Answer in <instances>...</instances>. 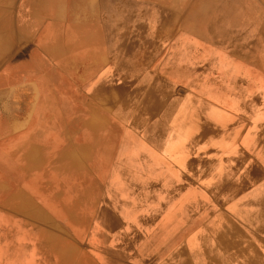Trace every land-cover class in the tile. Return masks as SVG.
I'll use <instances>...</instances> for the list:
<instances>
[{
    "label": "rangeland",
    "instance_id": "374dc122",
    "mask_svg": "<svg viewBox=\"0 0 264 264\" xmlns=\"http://www.w3.org/2000/svg\"><path fill=\"white\" fill-rule=\"evenodd\" d=\"M0 15L30 31L23 44L53 47L43 75L54 96L66 91L70 109H80L64 135L70 151L50 145L31 171L37 180L23 172L6 182L3 220H41L43 209L69 221V243L48 254L61 264H190L182 247L159 237L142 160L206 149L205 98L228 56L221 51L264 43V0H0ZM6 237L18 252L7 264H39L29 230L8 228Z\"/></svg>",
    "mask_w": 264,
    "mask_h": 264
},
{
    "label": "crops",
    "instance_id": "0c3cea01",
    "mask_svg": "<svg viewBox=\"0 0 264 264\" xmlns=\"http://www.w3.org/2000/svg\"><path fill=\"white\" fill-rule=\"evenodd\" d=\"M29 32L20 20L0 15V264L18 260V252L6 246L8 228L29 230L37 263L61 264L48 254L61 251L54 246L69 243V234L63 232L74 228L69 221L55 222L53 212L43 209L41 220L12 226L3 220L6 182L21 181L23 172L27 180H37L31 171L50 145L61 143L70 151V145L64 146L69 136L64 135L69 134L70 117L80 110L70 109L66 91L60 97L52 94L53 81L43 75V67L53 47L42 39L23 44L21 38ZM39 36L47 37L48 30ZM221 53L228 56L205 98L211 141L198 157L167 159L158 150L164 161L145 154L143 198L157 197L152 212L159 237L182 247L190 264H264V43L255 39L252 45ZM230 54L236 62H226ZM83 145L79 142L77 149ZM16 193H22L18 185ZM143 205L146 211V201ZM167 220L171 222L166 225ZM16 235L20 240L21 232ZM12 252L14 259L7 258Z\"/></svg>",
    "mask_w": 264,
    "mask_h": 264
},
{
    "label": "bare ground",
    "instance_id": "6f19581e",
    "mask_svg": "<svg viewBox=\"0 0 264 264\" xmlns=\"http://www.w3.org/2000/svg\"><path fill=\"white\" fill-rule=\"evenodd\" d=\"M189 196H190V195H189ZM189 196H188V197H189ZM188 197H187V198H188ZM193 197H194V196H193ZM188 201H189V200H188ZM184 203H185V201H184ZM149 205H150V204H149ZM152 205H153V204H152ZM201 205H202V204H201ZM142 206H143V205H142ZM147 208H148V206H147ZM149 208H150V207H149ZM181 209H182V206H181ZM172 213H174V212H172ZM169 217H170V216H169ZM169 217H168V218H169ZM170 219H171V217H170ZM172 219L175 220L174 218H172ZM168 221H169V220H167L166 225H167V223L171 222V221H169V222H168ZM192 223H193V222H192ZM192 223H191V224H192ZM175 224H176V222H175ZM177 225H179V224H177ZM177 225H176V226H177ZM172 227H173L174 230H175V225H172ZM167 228H168V227H167ZM176 229H177V228H176ZM183 229H184V228H183ZM180 234H181V233H180ZM40 236H42V235H40ZM43 236H44V235H43ZM181 236H184V235H180V237H181ZM165 237H166V236H165ZM165 237H163L162 240H163ZM45 238H46V237H45ZM166 238H167V237H166ZM166 238H165V239H166ZM43 239H44V238H43ZM165 239H164V240H165ZM249 243H250V242H249ZM183 244H184V243H183ZM180 245H181V244H180ZM138 249H139V248H138ZM142 253H143V252H142ZM179 253H180V252H179ZM141 259H142V258H141ZM144 259H145V258H144ZM180 259H181V258H179L178 260H180ZM178 262H179V261H178ZM145 263H146V261H145ZM173 263H174V262H173Z\"/></svg>",
    "mask_w": 264,
    "mask_h": 264
}]
</instances>
